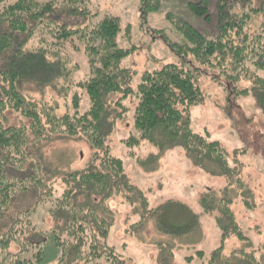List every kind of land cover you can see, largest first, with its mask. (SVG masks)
Returning <instances> with one entry per match:
<instances>
[{
    "label": "trees",
    "instance_id": "1",
    "mask_svg": "<svg viewBox=\"0 0 264 264\" xmlns=\"http://www.w3.org/2000/svg\"><path fill=\"white\" fill-rule=\"evenodd\" d=\"M5 1L0 0V4ZM209 3L210 0H201L198 5H203L200 13L204 21L216 19L215 34L209 37L184 19L173 21L183 36L181 42L162 30L156 31L184 63H166L144 71L135 88V72L123 65L135 47L126 48L119 42L123 32L130 38L131 24L124 30L121 18L108 13L96 23H85L100 15L91 12L92 0H17L0 11V215L8 213L21 195L44 188L43 158L31 151L44 132L85 138L95 150L88 168L60 176L66 185L60 195L49 184L48 189L39 191L34 206L17 210L9 229L0 230V264H125L122 254L108 242L111 223L96 207L110 213L109 200L124 191H136L147 202L143 192L129 182L123 159L105 144L110 95L120 93L121 100L128 96L137 100L133 112L135 131L124 141L131 154L143 141L159 147L169 142L183 147L190 160L208 172L228 175L238 171L237 166H229V153L218 140L211 139L208 132L194 130L190 109L204 103L200 77L205 70H211L217 73L214 80L224 76L233 84L247 79L264 112V0ZM161 4L162 0H140L142 19L146 21ZM210 6L213 13L209 12ZM190 8L199 11L197 4L190 3ZM61 16L67 19L61 21ZM77 17L84 20L78 22ZM68 18L76 20L69 22ZM75 37L83 44L89 62V72L77 82L72 81L74 72H68L65 64L66 44L76 46ZM188 56L198 63L187 65ZM77 66L74 64L73 69ZM60 78L68 80L62 82L65 95L72 92L64 113H59L56 101L38 102L22 91L24 83L41 87ZM75 87L87 93L90 107L85 111L81 110L82 98ZM9 110L29 123L10 124ZM157 133L162 140H156ZM240 186L244 187L242 183ZM211 193L209 190L202 196L200 205L209 214L217 212L222 242L205 263L236 264V254L223 257L225 241L232 232L240 240L248 238L229 212L232 200L225 196L219 201L208 199ZM79 198L83 203L77 202ZM48 201V213L57 224L46 228V217L39 209ZM246 202L244 199L243 204ZM175 204L168 200L157 208L160 212L156 221L165 233L181 235L186 233L181 227L184 224L173 221L171 216V206ZM51 252H56L54 259ZM243 256L247 264H263L252 253L243 252Z\"/></svg>",
    "mask_w": 264,
    "mask_h": 264
},
{
    "label": "rangeland",
    "instance_id": "2",
    "mask_svg": "<svg viewBox=\"0 0 264 264\" xmlns=\"http://www.w3.org/2000/svg\"><path fill=\"white\" fill-rule=\"evenodd\" d=\"M15 1L1 3L0 11ZM92 1L89 7L91 12H99L100 15L87 19L85 23H96L104 13H108L121 18L124 30L131 24L130 38L123 32L119 42L126 48L135 47L123 62L124 66L135 72L134 88L144 71L161 68L166 63H184L183 58L175 54L161 33L156 31L162 30L172 40L181 42L183 36L173 21L184 19L209 37L215 34L216 19L204 21L200 13L203 5H198L201 0H162L161 8L150 13L146 21L141 17L140 0ZM190 3L197 4L199 11L191 9ZM209 10L214 12L212 6ZM65 19L66 16L60 18L61 21ZM75 20L68 18L69 22ZM83 20L77 17L76 21ZM73 43L76 46L66 44L68 63L65 64L68 72H74L72 81L77 82L89 72V62L83 44L76 37ZM185 60L187 65L198 63L190 56ZM74 64L78 65L76 69H73ZM215 73L205 70L200 77L206 99L204 103L191 107L190 116L195 131L208 132L211 139L218 140L227 150L229 166L238 167L235 174L211 173L196 166L184 148L175 143L167 142L159 147L143 141L136 148V153L131 154L124 141L135 131L133 112L137 100L135 96L121 100L120 93L109 97L105 144L112 153L123 159L129 182L143 192L147 202L144 203L136 191H124L109 200L110 213L102 211L99 205L96 207L98 213L111 223L108 242L122 254L125 264H206L211 252L222 242V230L215 217L217 212L209 214L200 205L202 196L209 190L212 193L208 199L219 201L225 196L232 200L229 212L233 213L238 227L248 238L240 240L232 232L225 241L224 259L236 254V264H247L243 256V252H246L254 254L264 264V112L247 79L232 84L224 76L214 80ZM66 79L60 78L41 87L32 82L24 83L22 91L38 102L56 101L61 108L59 113H64L66 101L72 97V92L66 96L62 90V82H68ZM75 89L82 98L81 110H87L90 107L87 93L77 87ZM237 90L247 92L238 94ZM7 116L12 125H19L21 121L29 123L14 111L9 110ZM155 138L163 139L160 133ZM31 151L42 156L41 163L46 175L44 188L48 189L49 184H53L56 195L66 188L60 176L88 168L95 154L85 138L59 136L48 131L43 133L37 146L31 147ZM241 183L244 187L240 186ZM44 188L39 191L42 192ZM39 191L21 195L8 213L0 215V230L9 229L8 224L15 218L17 210L34 206ZM244 199L247 205L243 204ZM168 200L176 202L171 206V216L173 221L184 224L181 227L186 233L171 235L159 229L156 216L160 210L157 208ZM77 202L83 203V199L79 198ZM49 206L50 201L39 209L42 210L41 216L46 217V228L57 224L48 213ZM191 211L196 214L195 217ZM59 224L62 225L63 221H59ZM50 257L54 259L56 252H51Z\"/></svg>",
    "mask_w": 264,
    "mask_h": 264
}]
</instances>
